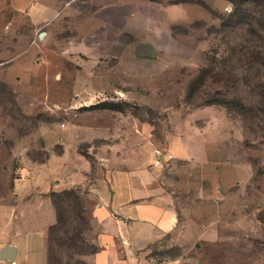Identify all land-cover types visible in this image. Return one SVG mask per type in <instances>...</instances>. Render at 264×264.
Returning a JSON list of instances; mask_svg holds the SVG:
<instances>
[{"label": "rangeland", "instance_id": "1", "mask_svg": "<svg viewBox=\"0 0 264 264\" xmlns=\"http://www.w3.org/2000/svg\"><path fill=\"white\" fill-rule=\"evenodd\" d=\"M52 2L0 0V203L89 170L73 187L89 223L67 221L83 244L48 249L86 264L91 186L160 162L182 224L158 259L264 264V0Z\"/></svg>", "mask_w": 264, "mask_h": 264}, {"label": "crops", "instance_id": "2", "mask_svg": "<svg viewBox=\"0 0 264 264\" xmlns=\"http://www.w3.org/2000/svg\"><path fill=\"white\" fill-rule=\"evenodd\" d=\"M51 8L48 12L45 10L44 16L55 15L51 14ZM61 163L66 166L65 162ZM155 164V172L147 165L136 166L139 169L113 168L91 186L87 196L96 201L92 217L98 229L97 252L90 254L86 264H183L188 261L187 258L161 260L155 256V245L176 236L182 224L179 197L167 188L162 172L156 170L160 169L159 165ZM88 171L80 173L69 185L63 180L52 182L46 189L16 185L12 202L0 203V251L5 247L14 250L7 253L13 259L2 260V264H52L49 231L57 222V214L51 193L83 184Z\"/></svg>", "mask_w": 264, "mask_h": 264}, {"label": "trees", "instance_id": "3", "mask_svg": "<svg viewBox=\"0 0 264 264\" xmlns=\"http://www.w3.org/2000/svg\"><path fill=\"white\" fill-rule=\"evenodd\" d=\"M203 76L198 77L191 84L187 95L188 100L192 99L196 95L197 91L199 90L198 84L202 83ZM211 103V105L227 106L226 101L224 100H216ZM80 193L81 192H78L77 189L51 193L53 205L57 214V222L50 228L49 244L51 242H55L59 246L62 245V243H68L71 244L74 249L79 248V245L83 244L84 240L81 238V233L83 232V229L77 228L76 226H72L67 223L68 213L70 211L76 214L79 220H81V222H88L87 219L83 217L84 204L82 202ZM96 252L97 250L92 251L90 254Z\"/></svg>", "mask_w": 264, "mask_h": 264}, {"label": "water", "instance_id": "4", "mask_svg": "<svg viewBox=\"0 0 264 264\" xmlns=\"http://www.w3.org/2000/svg\"><path fill=\"white\" fill-rule=\"evenodd\" d=\"M13 248H10V247H5L3 248L1 251H0V259L1 260H6V259H13V256L12 257H9L7 256V253L8 252H13Z\"/></svg>", "mask_w": 264, "mask_h": 264}, {"label": "built area", "instance_id": "5", "mask_svg": "<svg viewBox=\"0 0 264 264\" xmlns=\"http://www.w3.org/2000/svg\"><path fill=\"white\" fill-rule=\"evenodd\" d=\"M159 164H160V162L157 163V165H159ZM2 262L3 261L0 259V264H2ZM11 264H16V263L15 262H12Z\"/></svg>", "mask_w": 264, "mask_h": 264}]
</instances>
